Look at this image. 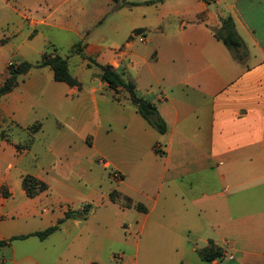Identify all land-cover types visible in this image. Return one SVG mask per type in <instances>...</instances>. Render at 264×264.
Returning <instances> with one entry per match:
<instances>
[{"label":"crops","instance_id":"1","mask_svg":"<svg viewBox=\"0 0 264 264\" xmlns=\"http://www.w3.org/2000/svg\"><path fill=\"white\" fill-rule=\"evenodd\" d=\"M124 1H94L90 14L85 0H0V86L10 64L45 53L38 26L72 33L65 57L80 82L34 67L0 100V264H118L121 248L122 264H223L201 258L211 244L226 264H264V0ZM79 11L94 25L77 24ZM228 15L245 61L214 35ZM43 38L59 53L57 37ZM99 65L134 80L168 131ZM27 175L47 190L29 196Z\"/></svg>","mask_w":264,"mask_h":264},{"label":"trees","instance_id":"2","mask_svg":"<svg viewBox=\"0 0 264 264\" xmlns=\"http://www.w3.org/2000/svg\"><path fill=\"white\" fill-rule=\"evenodd\" d=\"M162 1L164 0H149L147 3L153 4ZM114 2L117 3L118 6H123L129 3L124 0H114ZM221 20L222 25L220 28L214 29V35L217 39H219L226 45V47L232 52L236 59H238L239 61H245L246 57L248 56V52L246 50L244 41L236 30L234 18L231 15H228L226 17H222ZM78 45L79 44L74 47V49L72 50L73 52H78V50L75 49ZM44 66H50L52 68V70L54 71V78L57 81L66 82L72 86L80 85V82L70 70L67 57L62 56L57 52H45L42 56V59L37 63L22 61L9 65L8 75L5 78L3 84L0 86V100L5 94L11 92L18 85L19 78L21 76L26 75L34 67ZM99 66L102 69V79L116 91H119L120 89L126 90L130 95V99L133 105L136 106L139 113L150 123V125H152L157 131L162 134L168 131L167 123L159 113L156 104L146 98L140 97L137 94L136 83L134 80H128L124 78L123 75L111 65ZM33 127L37 128L39 127V124H35ZM23 186L26 189L27 194L31 197L36 196L37 194L47 190L48 188L43 181L37 179L32 175H27L24 177ZM110 196L113 201L119 200L121 198V194L116 191L112 192ZM123 198L126 200V203L128 205H132V200L130 198ZM136 207L139 210L145 209V207L141 204H137ZM87 209L88 208L85 207L81 212H67L66 216L60 219L57 224L50 226L45 230L37 232L36 235H38L42 239L46 238L53 232L57 231L66 219L73 216H80L81 218H85ZM24 237L25 236H21L20 238ZM16 238L18 237H14L11 240H14ZM199 254L203 260L212 261L214 259L221 258L223 256V250L222 248L211 244L209 247L200 250Z\"/></svg>","mask_w":264,"mask_h":264},{"label":"rangeland","instance_id":"3","mask_svg":"<svg viewBox=\"0 0 264 264\" xmlns=\"http://www.w3.org/2000/svg\"><path fill=\"white\" fill-rule=\"evenodd\" d=\"M70 1H74V0H70ZM85 1L88 4L87 8H88L90 14L93 12V8H94V4L93 3H94V1H96V3L98 2L99 4L100 3H105V0H85ZM42 7L43 8H40V10H39L37 15H41V16L44 15L45 16L46 13H44V12H45V10L47 11L48 6L45 5V4H42ZM69 7H70V4L66 3L63 6V8L60 9V13L69 11ZM24 11L27 14H29V13H31V14L35 13L36 14L37 13L36 8H33V10L26 9ZM80 15L81 16L83 15V11H79L76 15H73V18H74L73 20H75L77 24L84 25V23H85V24H89V25H92V26L94 25L93 22H91L90 19L86 20V22L82 21V19H80ZM31 29H33V28H31ZM37 30L42 32V34H41V38L42 39L40 38V40H42V41L38 40L39 43L37 42L39 48L44 49L45 52H49V53L55 52V47L50 42H46L45 43V41H44L45 39L43 38V36L48 37V36L52 35L55 38L57 37L59 42L61 43V46H59L60 49L58 50V52L61 55H63L64 57L67 54H71V52L69 53V51H68L66 43L68 42V40L70 38L72 39V33H69V32H67L65 30H61V29H59L57 27L49 28V27H44V26H38ZM97 31H98V29H97ZM70 34H71V37H70ZM93 35L96 36L95 33H93ZM92 41L98 42L99 40L97 39V40H92ZM28 58H29V60L31 62L37 63L38 61H40L42 59V56L40 55V53H37V54L35 53V54H31V56H29ZM60 151L63 154H67V153L70 152V148H67L65 146V148H62ZM113 180H115V179H113ZM115 232L118 233V234L123 232L124 234H128V235H131V233H133L132 235L137 237V238L140 236L138 233H134L133 230H131V229L126 231L125 228L116 229ZM124 255H125L124 250L121 248V249H118V250L115 251L113 258L118 264H122V262L125 260ZM219 260L223 264H226L228 259L222 257V258H219ZM129 264H131L130 261H129ZM139 264H144V261L142 260V258H140Z\"/></svg>","mask_w":264,"mask_h":264},{"label":"built area","instance_id":"4","mask_svg":"<svg viewBox=\"0 0 264 264\" xmlns=\"http://www.w3.org/2000/svg\"><path fill=\"white\" fill-rule=\"evenodd\" d=\"M144 37H142V39H143ZM113 177L115 178V179H118V180H121L122 179V175L119 173V172H116V171H114L113 172ZM234 258V255L233 254H231L230 255V259H233Z\"/></svg>","mask_w":264,"mask_h":264}]
</instances>
